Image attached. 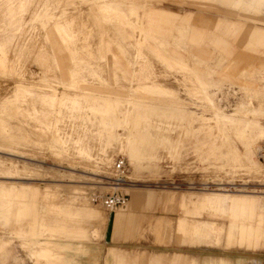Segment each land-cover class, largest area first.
<instances>
[{
	"label": "rangeland",
	"instance_id": "374dc122",
	"mask_svg": "<svg viewBox=\"0 0 264 264\" xmlns=\"http://www.w3.org/2000/svg\"><path fill=\"white\" fill-rule=\"evenodd\" d=\"M130 2L134 9L145 6L140 12L177 14L171 33L179 34V28L188 37L163 47L150 19L146 33L144 14H137L130 36ZM255 27L264 29V10L218 0H0V57L14 58L12 72L0 79V140L12 151H0V160L44 171L0 178V184L51 190L50 204L69 207L79 192L106 216L111 211L92 198L126 194L127 204L113 213L132 216L127 238L118 231L107 242L104 235L85 241L99 251L98 264H113L110 248L121 251L124 264H151L153 254L158 264L176 257V264L220 258L264 264V246L256 250L252 244L264 232L234 226L239 249L195 246L176 230L181 208L165 199L224 193L230 198L227 210L211 209L249 224L264 215V38L251 37ZM166 49L171 54L161 60ZM117 160L124 161L126 182L113 189ZM133 192L141 199L133 201ZM148 194L155 197L151 204L144 201ZM201 219L212 217L204 213ZM146 220L155 221L150 236ZM97 227L102 232V219ZM9 229L0 218V235ZM11 242L0 264H45Z\"/></svg>",
	"mask_w": 264,
	"mask_h": 264
},
{
	"label": "crops",
	"instance_id": "0c3cea01",
	"mask_svg": "<svg viewBox=\"0 0 264 264\" xmlns=\"http://www.w3.org/2000/svg\"><path fill=\"white\" fill-rule=\"evenodd\" d=\"M218 1L224 2L228 6L241 10H264V0ZM140 9L144 10L145 6H141L139 8L135 7L134 9L133 2H130V36L133 35V31L137 30V14H144L146 16V33L148 34L149 32L148 20L150 19V21H154L152 24V32H155V41L159 39L163 47L167 48L171 44L170 41L172 39L174 40L180 37H188L185 35V32L179 28L177 29L179 34L174 35L171 33L172 28L170 27V23L178 18L177 14L162 9L152 8L149 11L140 12ZM237 16L240 15L237 14ZM181 20L183 21L184 19L181 18ZM157 25L160 27H158L159 33L156 30ZM251 37L263 39L264 29L255 27ZM153 41L151 46H154ZM168 54L171 53L167 50V53L161 55V60H163L164 56ZM174 64L181 65L182 67L185 65L178 62ZM170 67L173 68L174 66L170 65ZM3 143L4 141L0 140V151L12 152L10 150H5ZM17 152H19V150ZM9 163L7 164L9 165ZM37 166L38 165L32 167ZM38 167L41 169L40 166ZM0 178L2 177L0 176ZM5 178L14 179L18 177H4V179ZM190 194L192 193H189V195L187 193H177L172 195L167 194L165 199L177 204L183 199L178 204L183 215L176 219L175 227L176 230L184 236H189L192 244L197 243L195 246L208 248L225 247L227 249H232L234 247L238 248L241 246L242 242H238L240 239L238 238V235H236L237 237L235 238L232 237L234 226L237 227L236 229H256L259 234L264 232V215H257L256 222L254 224L243 223L240 219H236L229 211L222 214L218 213L215 209H211L210 207L208 208L207 206L209 205L204 203L202 200L203 196H197V193H193L192 195ZM52 196L53 194L51 190L49 193L46 190L44 193H40L36 187L18 185L13 182L0 184V218L3 220L5 227L10 228L5 234L0 235V255L7 258L9 250L6 248L8 244L12 243L11 241L16 240L22 248L28 249L29 256L33 261H44L45 264H98L97 254H99V251L96 250L95 247L93 248L92 244H87V242H85L86 240L98 239L104 235L105 242H107L112 240L114 234L118 231L125 238H127V235L129 234L128 229L132 222V216L130 214L111 212L108 216H106V213L102 210L91 207L79 192H74L69 199L72 201V203H69L70 206L73 205L72 207L64 204H50ZM200 197L201 199L199 200ZM132 198L133 201L141 199L137 192H133ZM154 199V195L148 194L147 197L144 198V201L147 204H151ZM186 199H188V202ZM204 213H206L209 218L212 217V219H201V216ZM48 214L56 216L54 221L47 220ZM23 217H30L31 221L25 226H14L12 221H20ZM216 217L225 219V223H218L215 220ZM101 219L103 222L102 232H100L97 227V224ZM84 222L89 224L90 230L85 228L83 225ZM154 222L155 221L153 220L145 221V225L147 227L145 232L146 236H150V233H152L155 225ZM200 226H202V230L204 231L201 230ZM206 227H208V230ZM192 230L195 232L193 235L191 234L193 233ZM206 230L207 232H205ZM208 235L212 237V240L211 238L209 239ZM209 242L210 244H208ZM254 243L257 246L256 250H258V248L262 247V245L264 246V238L259 237L256 241L252 240V244ZM244 245H248V242ZM120 252V250L114 248L108 249L107 255L112 259L113 264L125 263V256ZM179 258L180 257H176V260H172L171 264L179 262ZM150 262L151 264H158L160 262V257L153 254ZM206 264H229V261L221 258L209 259Z\"/></svg>",
	"mask_w": 264,
	"mask_h": 264
},
{
	"label": "bare ground",
	"instance_id": "6f19581e",
	"mask_svg": "<svg viewBox=\"0 0 264 264\" xmlns=\"http://www.w3.org/2000/svg\"><path fill=\"white\" fill-rule=\"evenodd\" d=\"M2 1V0H1ZM9 1V0H8ZM38 2V1H37ZM4 4V3H3ZM46 4V3H45ZM34 5V4H33ZM48 5V4H47ZM7 7H8V5H7ZM45 7H46V5H45ZM4 8V7H3ZM11 8V7H10ZM13 11V10H12ZM9 12V11H8ZM7 12V13H8ZM16 12V11H15ZM18 13V12H17ZM10 14V13H9ZM20 14V13H19ZM4 15V14H3ZM13 15V14H12ZM8 16V15H7ZM18 16V15H17ZM11 17V16H10ZM12 18V17H11ZM14 18V17H13ZM16 19V18H15ZM13 21V20H12ZM16 21V20H15ZM18 21V20H17ZM10 22V21H9ZM24 24V23H23ZM8 25V24H7ZM22 25V24H21ZM14 27V26H13ZM13 29V28H12ZM18 38V37H17ZM38 40V39H37ZM32 43V42H31ZM43 46V45H42ZM48 50V49H47ZM1 51V50H0ZM3 52H5V51H3ZM29 52V51H28ZM13 60H14V58L11 56V55H9V54H3L1 57H0V79H1V77L3 76V75H6V74H9V73H11L12 72V70H13V68L11 67L12 65H10V63L11 62H13ZM47 71V70H46ZM44 74V73H43ZM50 75V74H49ZM49 77V76H48ZM52 77V76H51ZM82 77V76H81ZM50 81V80H49ZM7 85V84H6ZM11 86V85H10ZM8 87V86H7ZM6 89V88H5ZM81 101V100H80ZM65 102H67V100H63V103L62 104H64ZM80 106V105H79ZM44 107V106H43ZM67 107V106H66ZM71 107V106H70ZM62 109V108H61ZM66 110V109H65ZM59 113V112H58ZM65 114V113H64ZM63 114V115H64ZM60 117V116H59ZM76 117V116H75ZM70 120H71V118H70ZM77 134H79V133H77ZM85 136V135H84ZM78 137V136H77ZM79 139H81L80 137H78ZM78 138H76L77 139V141L79 140ZM81 141L82 140H80V141H78V142H80L81 143ZM83 142V141H82ZM79 143V144H80ZM81 144H83V143H81ZM6 161H4V160H0V176L4 179V177H19V176H21V175H23V176H25L27 173H28V175H30L29 173L30 172H32V174H31V176L33 177V176H37V175H39V174H41V173H44V171H42V170H40L39 169V167H28V165H22V167H19L17 164L18 163H9V165L7 164V163H5ZM26 173V174H25ZM38 173V174H37ZM45 174H50V172H45ZM27 176V175H26ZM6 179V178H5ZM124 182H126V180H124ZM120 184H116V185H114V186H112V188L113 189H117V188H119L120 186H119ZM200 192V191H199ZM186 194V193H185ZM188 195H189V193H187ZM193 194V193H192ZM192 194H190V195H192ZM195 194V193H194ZM198 194V193H197ZM202 194V193H201ZM224 194V193H223ZM223 194H221V193H218V194H216V193H213V192H211V193H208V194H206V195H203V202L204 203H206L207 205H209V206H215V208L217 207V206H220V205H224L223 207H225V205H226V207L224 208V209H226L227 210V203L229 202L228 200L230 199H228V196L227 195H223ZM50 195V194H49ZM232 195H233V193H232ZM241 195V194H240ZM197 196H199V195H197ZM247 195H245V197H246ZM183 197V196H182ZM244 197V196H243ZM251 197H253V196H251ZM184 198H186V197H184ZM233 198H235V197H233ZM232 198V199H233ZM201 199V197L199 198V200ZM244 199V198H243ZM253 199H254V197H253ZM252 199V200H253ZM181 200V199H180ZM183 200V199H182ZM181 200V201H182ZM187 200V202H188V199H186ZM202 200H201V202H202ZM251 200V199H250ZM256 200H257V198H256ZM181 201H179V202H181ZM184 201H185V199H184ZM260 200H258V202H259ZM262 201H263V199H262ZM179 202H178V204H179ZM191 202V201H190ZM202 202V203H203ZM186 203V202H185ZM201 203V204H202ZM181 204V203H180ZM187 204V203H186ZM259 204V203H258ZM257 204V205H258ZM260 204H262L261 202H260ZM263 204H264V201H263ZM199 205V204H198ZM195 206V205H194ZM209 206H208V208H209ZM200 207V206H199ZM257 207H259V208H261L262 207V205H261V207L260 206H257ZM264 208V207H263ZM220 209H221V206H220ZM204 210V209H203ZM218 210H219V208H218ZM263 210V209H262ZM220 211V210H219ZM111 212H113V211H111ZM221 212V211H220ZM225 212V211H224ZM222 213H223V211H222ZM226 213V212H225ZM224 213V214H225ZM263 213V212H262ZM195 221V220H194ZM191 222V221H190ZM206 222V221H205ZM189 223V222H188ZM204 223V222H203ZM207 225V224H206ZM211 225V224H210ZM193 226H194V224H193ZM209 226V225H208ZM201 227V230H202V226H200ZM199 227V228H200ZM205 228V227H204ZM192 229V228H191ZM194 229V228H193ZM206 229L208 230V227H206ZM207 230L205 231V232H207ZM210 230V229H209ZM199 231H200V229H199ZM202 231H204V230H202ZM185 232V231H184ZM192 232H193V230H192ZM201 232V231H200ZM203 233V232H202ZM190 234V233H189ZM192 235L193 234H195V232H193V233H191ZM197 234V233H196ZM205 234H207V233H205ZM209 236V235H208ZM208 236H206V237H208ZM203 237V236H202ZM201 237V238H202ZM204 238H205V236H204ZM211 238V240H212V237H210L209 236V239ZM206 243V242H205ZM208 244H210V242L208 243ZM213 244V243H212ZM38 254V253H37Z\"/></svg>",
	"mask_w": 264,
	"mask_h": 264
},
{
	"label": "built area",
	"instance_id": "2783aa9c",
	"mask_svg": "<svg viewBox=\"0 0 264 264\" xmlns=\"http://www.w3.org/2000/svg\"><path fill=\"white\" fill-rule=\"evenodd\" d=\"M114 170L118 174V177L116 179V184L124 183V161L123 160H117L114 164ZM128 201V197L126 194L121 193H113L110 195L105 196H94L92 198L93 203H98L103 205L105 208H107L109 211H114L116 209L123 208Z\"/></svg>",
	"mask_w": 264,
	"mask_h": 264
}]
</instances>
